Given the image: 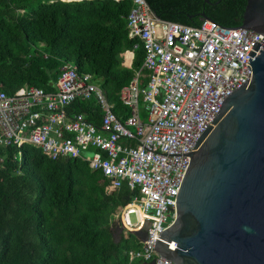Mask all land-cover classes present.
<instances>
[{
  "label": "built area",
  "instance_id": "2783aa9c",
  "mask_svg": "<svg viewBox=\"0 0 264 264\" xmlns=\"http://www.w3.org/2000/svg\"><path fill=\"white\" fill-rule=\"evenodd\" d=\"M128 1L127 35L140 41L143 59L117 91L127 115L119 119L92 75L64 62L51 89L33 84L0 89V145L29 143L49 158L84 159L101 173L106 191L124 183L130 196L117 206V223L124 235L143 231L135 234L138 245L127 250L128 261L173 264L153 247L155 235L174 217V198L194 142L223 97L246 78L247 52L262 34L207 17L194 25L169 20L157 16L146 0ZM141 67L146 80L139 87ZM75 98L95 100L97 124L69 109Z\"/></svg>",
  "mask_w": 264,
  "mask_h": 264
},
{
  "label": "trees",
  "instance_id": "16d2710c",
  "mask_svg": "<svg viewBox=\"0 0 264 264\" xmlns=\"http://www.w3.org/2000/svg\"><path fill=\"white\" fill-rule=\"evenodd\" d=\"M159 17L197 24L207 17L239 25L245 0H146ZM128 0H0V89L24 84L51 89L60 66L92 75L119 119L128 108L117 96L141 65L143 48L127 35ZM202 13V14H201ZM131 52L128 64L127 54ZM139 87L146 80L140 68ZM69 109L94 124L93 98H75ZM130 191H106L104 178L79 157H47L39 147L0 145V264H140L128 261L135 233L120 229L116 206Z\"/></svg>",
  "mask_w": 264,
  "mask_h": 264
},
{
  "label": "water",
  "instance_id": "95a60500",
  "mask_svg": "<svg viewBox=\"0 0 264 264\" xmlns=\"http://www.w3.org/2000/svg\"><path fill=\"white\" fill-rule=\"evenodd\" d=\"M239 25L262 36L247 52L246 78L194 142L174 217L155 235L173 264H264V0H245Z\"/></svg>",
  "mask_w": 264,
  "mask_h": 264
},
{
  "label": "crops",
  "instance_id": "0c3cea01",
  "mask_svg": "<svg viewBox=\"0 0 264 264\" xmlns=\"http://www.w3.org/2000/svg\"><path fill=\"white\" fill-rule=\"evenodd\" d=\"M130 55H131V52H129L128 54H127V57H126V60H125V63L126 64H128V62H129V60H130Z\"/></svg>",
  "mask_w": 264,
  "mask_h": 264
},
{
  "label": "rangeland",
  "instance_id": "374dc122",
  "mask_svg": "<svg viewBox=\"0 0 264 264\" xmlns=\"http://www.w3.org/2000/svg\"><path fill=\"white\" fill-rule=\"evenodd\" d=\"M140 105V107H141V103L139 104ZM141 118H143L142 116H141ZM118 206V205H117ZM117 206H116V210H117ZM130 217H131V219L133 218V214H130Z\"/></svg>",
  "mask_w": 264,
  "mask_h": 264
}]
</instances>
